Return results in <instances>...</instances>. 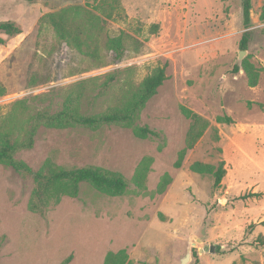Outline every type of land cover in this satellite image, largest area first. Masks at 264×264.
Here are the masks:
<instances>
[{
	"label": "rangeland",
	"instance_id": "1",
	"mask_svg": "<svg viewBox=\"0 0 264 264\" xmlns=\"http://www.w3.org/2000/svg\"><path fill=\"white\" fill-rule=\"evenodd\" d=\"M252 6V37L240 61L243 0H0V22L22 30L0 35L6 90L0 123H15L20 142L35 114L60 113L69 96L77 101L82 94L81 114H103L122 108L158 68L166 67L167 75L138 121L159 139L142 140L114 125L42 127L33 147L15 155L34 171L51 160L67 169L120 173L129 182L124 195L82 184L78 198L65 197L36 214L29 210L33 177L0 165V264H61L71 255V264H104L108 253L121 250L131 264H181L189 252L187 264H264L258 244L264 237V0ZM70 7L101 18L100 30L82 36L84 52L42 21ZM121 33L133 39L117 59L107 41ZM245 61L259 72L256 87L244 70L234 73ZM183 109L210 124L191 150L193 122ZM225 117L233 123L218 122ZM145 159L152 163L140 189L134 180ZM195 162L216 168L224 162L221 188L213 176L192 172ZM166 176L172 182L160 194Z\"/></svg>",
	"mask_w": 264,
	"mask_h": 264
},
{
	"label": "trees",
	"instance_id": "2",
	"mask_svg": "<svg viewBox=\"0 0 264 264\" xmlns=\"http://www.w3.org/2000/svg\"><path fill=\"white\" fill-rule=\"evenodd\" d=\"M29 3H36L39 0H23ZM96 2L98 0H88ZM252 0H243V20L245 32L240 42V49L247 51L252 37ZM79 7H70L61 10L58 13L48 14L42 18L54 28L57 37L76 48L80 52H84V41L82 36L89 33L92 35L94 30L101 26V18L89 12H83ZM84 14V15H82ZM154 29H157L156 27ZM22 33L20 27L13 22H0V35L4 34L8 37L18 36ZM133 39L130 35L121 33L118 37L109 38L107 41V49L113 55L120 59L127 52L126 42ZM137 43H139L137 41ZM5 41L0 38V45ZM244 70L249 78L251 87H256L259 81V72L245 61L242 68L236 65L234 73L239 74ZM113 81V78H111ZM167 80L166 67L158 68L154 74L147 77L140 85L138 90L133 94L132 98L126 102L122 108H113L106 113L86 116L81 114L78 107V100L81 93L77 97L69 96L68 103L63 111L56 115H50L46 112L35 114L31 118L27 140L20 142L17 140L15 130L18 127L15 123L7 121L0 123V165L12 168L15 172L22 175L33 177L35 188L29 202V210L36 214H45L53 205L60 204L63 198H78L82 184H88L98 192L110 196H122L129 189V182L123 175L111 172L100 167H83L67 169L56 165L51 160H47L39 171L32 170L26 163L18 161L15 158L17 152L24 149H31L34 145V137L40 128L65 130L77 127L97 129L103 126H120L131 129L134 135L142 140L159 139L160 133L152 130L147 126H139L138 121L148 102L158 94L159 88L163 86ZM6 90L0 86V97L5 95ZM184 115L189 118L193 124L189 131L188 146L191 150L197 140L203 135L204 131L209 127L206 122L198 114L183 109ZM11 121V120H10ZM218 122L232 124L233 121L229 117L220 118ZM187 149L182 151L177 162L176 169H181ZM152 163L151 159H145L141 162L136 170L135 184L144 189L145 179ZM191 171L200 175H210L214 178V187L221 188L223 180L226 176L225 164L222 162L218 168L210 164L195 162L191 166ZM172 180L166 176L162 180L159 188L160 194H164ZM257 196V195H255ZM259 196V195H258ZM258 244L264 246V237H259ZM73 256H69L61 264H71ZM104 264H131L126 250L119 252H110L105 258Z\"/></svg>",
	"mask_w": 264,
	"mask_h": 264
},
{
	"label": "water",
	"instance_id": "3",
	"mask_svg": "<svg viewBox=\"0 0 264 264\" xmlns=\"http://www.w3.org/2000/svg\"><path fill=\"white\" fill-rule=\"evenodd\" d=\"M244 55H246V52H244V51L240 52V57H239V58H240V61L243 60ZM193 246H197V244H196V243H193ZM210 251H211V252H214V248L212 247V248L210 249ZM190 260H191V253L189 252V253L185 256V258H183L181 264H187V263L190 262Z\"/></svg>",
	"mask_w": 264,
	"mask_h": 264
}]
</instances>
